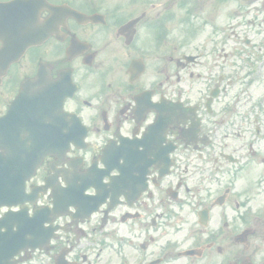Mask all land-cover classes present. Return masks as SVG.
<instances>
[{
    "label": "flooded vegetation",
    "instance_id": "1",
    "mask_svg": "<svg viewBox=\"0 0 264 264\" xmlns=\"http://www.w3.org/2000/svg\"><path fill=\"white\" fill-rule=\"evenodd\" d=\"M213 1L220 23V3L233 0ZM48 2L71 14L52 13L41 0L31 17L28 6L0 10V48L18 53L0 75V115L43 60L54 77L66 70L77 85L65 107L86 127L85 144L72 143L69 166H57L68 168L72 203L52 205L50 188L35 205L0 208V264H264V218L238 213L237 164L220 150L249 124L248 112L237 116L248 96L228 92L233 78L213 79L216 66L204 58L178 52L188 39L172 37L168 10L180 8L177 1ZM72 8L90 18L72 17ZM226 15L234 34L237 21ZM51 16L48 37L23 50ZM258 51L252 63L264 47ZM53 161L44 159L28 187L49 176L54 184ZM95 192L97 206L86 197Z\"/></svg>",
    "mask_w": 264,
    "mask_h": 264
},
{
    "label": "water",
    "instance_id": "2",
    "mask_svg": "<svg viewBox=\"0 0 264 264\" xmlns=\"http://www.w3.org/2000/svg\"><path fill=\"white\" fill-rule=\"evenodd\" d=\"M56 90L48 84L38 93L26 94L24 89L7 115L0 118V204L22 198L26 179L46 152L64 150L62 126H48L51 124L43 119L56 106L60 109L61 97L57 99ZM21 130L26 134L23 138L18 135Z\"/></svg>",
    "mask_w": 264,
    "mask_h": 264
},
{
    "label": "rangeland",
    "instance_id": "3",
    "mask_svg": "<svg viewBox=\"0 0 264 264\" xmlns=\"http://www.w3.org/2000/svg\"><path fill=\"white\" fill-rule=\"evenodd\" d=\"M236 47H244V45L242 44V42H240L238 45L236 44ZM230 70L238 71L237 67L231 68ZM245 69H239L240 73L242 74L244 72ZM244 82V81H242ZM243 86H241V82L237 81V83L233 86V90L239 91L240 89H242ZM249 92L251 93V98L252 100H257V103L263 99V95H264V78L260 77V81H259V85H256L255 88L253 89H249ZM250 104V103H249ZM252 106L254 107V104H252ZM257 110L253 109V115L255 117H257L261 123V134H264V107L262 108V111L260 114L256 113ZM259 138L260 135H259ZM246 151H247V146L245 147ZM254 149H260V151L264 154V139L261 140L258 144L254 145ZM262 166H253L251 168V170L248 173V177L250 179H255L256 177H258L259 175H261L262 173ZM263 195L260 194L256 197V203H262L263 201Z\"/></svg>",
    "mask_w": 264,
    "mask_h": 264
}]
</instances>
